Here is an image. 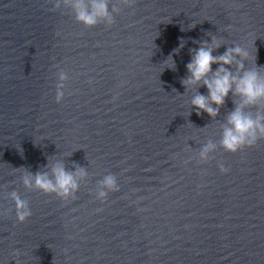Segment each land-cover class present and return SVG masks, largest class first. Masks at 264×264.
<instances>
[{"label": "clouds", "instance_id": "9594fccd", "mask_svg": "<svg viewBox=\"0 0 264 264\" xmlns=\"http://www.w3.org/2000/svg\"><path fill=\"white\" fill-rule=\"evenodd\" d=\"M134 2L135 0H117L110 9V0H54L51 10L60 9L61 6L71 9L76 21L85 28H93L99 24L111 27L115 23L113 14H119L122 6L132 7ZM208 35L211 37L210 43L207 40L193 41L199 43V48L190 50L191 60L186 65L188 75L181 83L186 90L196 89L190 101L191 106L197 110L196 114L204 112L213 119L219 115L220 108L225 105L229 94H232L234 109L227 113L226 122L220 125L222 132L218 144L224 151L236 153L264 139V73L257 66L245 67L249 53L240 44L228 47L221 55H213V52L223 45V40L211 35L210 32ZM184 43L181 40L179 48L174 52L178 53L180 48L184 47ZM168 61L170 63H166ZM164 63L167 64V68L175 70L172 55H169ZM214 64L218 65L215 71L212 68ZM68 79L67 72L60 68L57 73L55 94L57 103L64 99L65 82ZM201 86L207 88V95L198 91ZM251 109H255V112ZM218 144L208 140L195 153L197 162L207 163L212 159L211 154L216 151ZM218 167L221 173L226 174L230 171L222 162L218 163ZM73 168L74 171L67 169L62 160L49 161L43 169L35 173L23 168L21 180L27 189L54 194L64 201L75 200L81 182L87 179L89 173L87 168L79 164H73ZM119 190L116 175L109 173L97 182L95 197L103 203L110 192ZM8 195L14 201L17 221L25 222L32 215L29 201L16 190Z\"/></svg>", "mask_w": 264, "mask_h": 264}]
</instances>
